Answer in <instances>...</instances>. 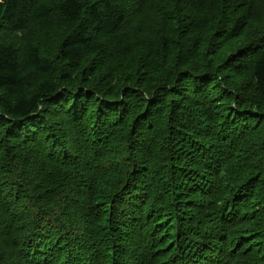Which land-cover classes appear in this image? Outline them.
<instances>
[{
	"label": "trees",
	"instance_id": "obj_1",
	"mask_svg": "<svg viewBox=\"0 0 264 264\" xmlns=\"http://www.w3.org/2000/svg\"><path fill=\"white\" fill-rule=\"evenodd\" d=\"M0 264H264V0H0Z\"/></svg>",
	"mask_w": 264,
	"mask_h": 264
},
{
	"label": "rangeland",
	"instance_id": "obj_2",
	"mask_svg": "<svg viewBox=\"0 0 264 264\" xmlns=\"http://www.w3.org/2000/svg\"><path fill=\"white\" fill-rule=\"evenodd\" d=\"M50 21H47L45 20L43 22V26L42 27H45V26H48L52 21H53V18L49 19ZM52 20V21H51ZM45 25V26H44ZM64 26V22L62 20H60V22H58L57 20H54L52 22V24L49 26V27H46L48 29V31L46 32H53L55 30V32H53L52 34H50L49 36L53 35L52 38H50V43L49 44H55L56 43V40L57 38L61 35V31H59V28L63 27ZM67 29V28H66ZM57 31L61 32V33H57ZM48 35V34H47ZM237 67L236 68H232V66L230 65V69H228L225 73H223L222 75L226 74V76H233L235 79L237 78V76H239L238 72H237ZM218 79L217 80H214L213 81V86H212V89L213 91L215 92H220L221 90L219 89H214L217 85H218ZM230 84H226L225 87L223 88V90H227L230 88ZM217 88V87H216Z\"/></svg>",
	"mask_w": 264,
	"mask_h": 264
}]
</instances>
